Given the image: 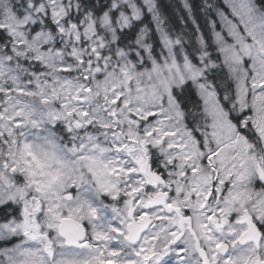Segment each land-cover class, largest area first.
Instances as JSON below:
<instances>
[{
  "label": "snow or ice",
  "instance_id": "obj_1",
  "mask_svg": "<svg viewBox=\"0 0 264 264\" xmlns=\"http://www.w3.org/2000/svg\"><path fill=\"white\" fill-rule=\"evenodd\" d=\"M179 7L0 0V264H264V0Z\"/></svg>",
  "mask_w": 264,
  "mask_h": 264
},
{
  "label": "trees",
  "instance_id": "obj_2",
  "mask_svg": "<svg viewBox=\"0 0 264 264\" xmlns=\"http://www.w3.org/2000/svg\"><path fill=\"white\" fill-rule=\"evenodd\" d=\"M164 14L169 17L170 22L176 26L179 30V16L183 14L182 8H180V1L179 0H160ZM191 27V25H189Z\"/></svg>",
  "mask_w": 264,
  "mask_h": 264
},
{
  "label": "rangeland",
  "instance_id": "obj_3",
  "mask_svg": "<svg viewBox=\"0 0 264 264\" xmlns=\"http://www.w3.org/2000/svg\"><path fill=\"white\" fill-rule=\"evenodd\" d=\"M180 1V0H179Z\"/></svg>",
  "mask_w": 264,
  "mask_h": 264
}]
</instances>
